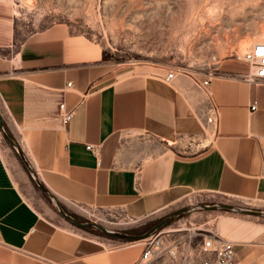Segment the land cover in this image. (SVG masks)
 I'll return each mask as SVG.
<instances>
[{
  "label": "crops",
  "instance_id": "0c3cea01",
  "mask_svg": "<svg viewBox=\"0 0 264 264\" xmlns=\"http://www.w3.org/2000/svg\"><path fill=\"white\" fill-rule=\"evenodd\" d=\"M3 39L0 51L11 52H0L4 128L69 215L120 212L139 221L178 206L185 193L264 207V84L245 82V69L222 64L226 74L206 87L208 77L176 72L166 81L171 71L149 67L110 78L101 49L62 25L14 52L12 37ZM61 104L73 113L66 124ZM1 140L0 264H128L139 256L138 247L119 249L57 222L50 207L41 212ZM235 264H264V242L236 243Z\"/></svg>",
  "mask_w": 264,
  "mask_h": 264
},
{
  "label": "rangeland",
  "instance_id": "374dc122",
  "mask_svg": "<svg viewBox=\"0 0 264 264\" xmlns=\"http://www.w3.org/2000/svg\"><path fill=\"white\" fill-rule=\"evenodd\" d=\"M59 25L101 49L103 61L112 73L110 78L115 73L149 67L195 74L203 79L226 74L220 67L225 63L247 71V65L237 56L264 42V0H0V40L11 36L13 52L33 34ZM0 52L11 54L8 49ZM0 138L7 145L1 133ZM13 154L18 160L14 151ZM26 174L31 187L23 189L30 202L41 212L47 213L46 207H50L57 222L71 225ZM216 204L264 211V207L231 202L216 195L185 193L178 206L139 221L120 212L75 219L94 222L111 231L139 234L177 209ZM71 227L121 245L127 243L104 236L94 228ZM178 227L190 229L184 233L191 236L192 244L201 239L197 234L209 233L235 243L264 242V217L226 210L194 209L162 229Z\"/></svg>",
  "mask_w": 264,
  "mask_h": 264
},
{
  "label": "built area",
  "instance_id": "2783aa9c",
  "mask_svg": "<svg viewBox=\"0 0 264 264\" xmlns=\"http://www.w3.org/2000/svg\"><path fill=\"white\" fill-rule=\"evenodd\" d=\"M238 60L244 62L248 70L240 77L250 85L264 84V42H259L247 50ZM177 71L173 70L166 76V81H170ZM209 78L202 81L201 86L206 87ZM70 87V84L67 85ZM256 102L250 105V110L255 111ZM72 112L66 111L63 104L60 105V116L62 122L66 124L72 118ZM207 123L215 126V111L211 109V115L207 118ZM86 149L94 155H98L99 147L86 145ZM189 228L178 227L175 229H161L152 234L147 239L138 242H127L119 249L140 247L139 256L128 264H161L165 261L180 262L182 264H235L236 243L227 240L217 233L208 235L197 234L201 239L196 244L191 243V236L184 232H189ZM0 233V246L3 245Z\"/></svg>",
  "mask_w": 264,
  "mask_h": 264
},
{
  "label": "water",
  "instance_id": "95a60500",
  "mask_svg": "<svg viewBox=\"0 0 264 264\" xmlns=\"http://www.w3.org/2000/svg\"><path fill=\"white\" fill-rule=\"evenodd\" d=\"M0 133L7 143V145L15 152L18 160L22 164L24 170L29 174L37 188L40 190V192L45 196L50 203L56 208L58 214L66 220L71 225L79 228V229H85V228H94L98 230L101 234L104 236H108L114 239H118L125 242H138L142 241L144 239H147L155 232L161 230L165 226L172 223L175 219L183 215L184 213L190 212L194 209H205V210H226L231 212H237L242 213L246 215H251L255 217H264V211H256V210H249V209H243L238 208L233 205L228 204H216V205H198L193 207H183L180 209L175 210L165 218L161 219L159 222L154 224L152 227H150L147 231L139 234H129L125 232H118V231H111L109 229H106L102 227L101 225H98L94 222H80L77 219H75L73 216L66 213L63 208L55 201V199L51 196V194L48 192V190L43 186V184L39 181L38 177L32 170L31 166L29 165L28 161L26 160L24 154L22 153L20 147L18 144L8 135L4 128L2 115L0 114Z\"/></svg>",
  "mask_w": 264,
  "mask_h": 264
},
{
  "label": "trees",
  "instance_id": "16d2710c",
  "mask_svg": "<svg viewBox=\"0 0 264 264\" xmlns=\"http://www.w3.org/2000/svg\"><path fill=\"white\" fill-rule=\"evenodd\" d=\"M74 218H77V216H75V215H72Z\"/></svg>",
  "mask_w": 264,
  "mask_h": 264
}]
</instances>
